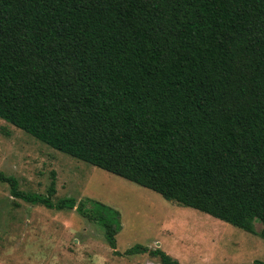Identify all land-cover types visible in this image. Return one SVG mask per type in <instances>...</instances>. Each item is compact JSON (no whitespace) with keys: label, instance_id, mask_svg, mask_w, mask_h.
<instances>
[{"label":"trees","instance_id":"obj_1","mask_svg":"<svg viewBox=\"0 0 264 264\" xmlns=\"http://www.w3.org/2000/svg\"><path fill=\"white\" fill-rule=\"evenodd\" d=\"M0 119L49 147L264 240V0H0ZM9 196L94 221L72 197ZM251 264H264L252 262Z\"/></svg>","mask_w":264,"mask_h":264},{"label":"rangeland","instance_id":"obj_2","mask_svg":"<svg viewBox=\"0 0 264 264\" xmlns=\"http://www.w3.org/2000/svg\"><path fill=\"white\" fill-rule=\"evenodd\" d=\"M0 173L23 192L51 201L72 197L117 212L114 251L133 245L159 249L178 264L264 263V240L159 194L59 152L0 119ZM0 264H158L147 254L114 255L101 228L71 210L30 206L0 183Z\"/></svg>","mask_w":264,"mask_h":264}]
</instances>
